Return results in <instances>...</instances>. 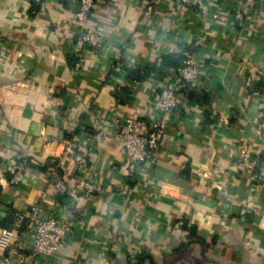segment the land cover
Instances as JSON below:
<instances>
[{
    "label": "crops",
    "instance_id": "crops-1",
    "mask_svg": "<svg viewBox=\"0 0 264 264\" xmlns=\"http://www.w3.org/2000/svg\"><path fill=\"white\" fill-rule=\"evenodd\" d=\"M146 1L99 0L87 24L105 42L96 50L78 45L76 6L0 0V235L14 231L0 264H264V156L257 178L236 168L242 143L259 150L264 0H217L215 23L171 0L146 15ZM186 55L200 79L180 90L152 161L132 165L118 126L155 117V90ZM69 138L85 150L84 169L63 155ZM55 175L66 192L53 189ZM77 177L98 190L82 196ZM34 206L72 223L44 259L31 249Z\"/></svg>",
    "mask_w": 264,
    "mask_h": 264
},
{
    "label": "built area",
    "instance_id": "built-area-1",
    "mask_svg": "<svg viewBox=\"0 0 264 264\" xmlns=\"http://www.w3.org/2000/svg\"><path fill=\"white\" fill-rule=\"evenodd\" d=\"M58 3L76 6L73 21L80 27L78 45L89 47L90 49L104 48V40L101 33L87 26L90 17L99 0H56ZM164 0H147L145 4L146 15L157 13L158 5ZM239 3L252 4L254 0H238ZM178 3L181 6L188 7L197 11L198 15L205 21L215 23L218 19V10L215 9L217 0H171V3ZM235 18L241 19V14L236 11ZM80 49V51H81ZM120 53L117 54V57ZM77 61L74 68L78 72L85 66L83 53L76 54ZM200 61L194 56L186 55L178 66L168 75H165L164 82L154 93L151 105L155 117L152 119H141L134 117L125 118L118 126L116 138L120 141L126 159L132 165L142 166L152 161L153 156L162 143L166 117L169 114H175L178 108L180 90L190 85H194L200 79ZM208 83V82H207ZM258 153L252 151L249 145L242 143L236 156V168L242 174L258 177L260 168L259 159L264 156V119L258 125ZM85 150L80 148L73 138L65 141L63 155L65 159L71 158L78 169H84L87 166V157ZM12 175V181L18 183L23 179V171L20 166L13 164L9 168ZM53 182L55 192H66L67 183L63 178H58ZM74 189L82 196L92 195L98 190V185L90 180L77 177L74 179ZM29 220L32 221L33 229L31 231L32 253L37 259H44L54 254L65 242L69 231H71V222H62L54 216L45 219L39 218V207L34 206L30 209ZM14 237V231L2 229L0 235V259L8 263L13 253L11 250L4 255L3 251L11 244ZM20 261H23L21 259Z\"/></svg>",
    "mask_w": 264,
    "mask_h": 264
},
{
    "label": "trees",
    "instance_id": "trees-1",
    "mask_svg": "<svg viewBox=\"0 0 264 264\" xmlns=\"http://www.w3.org/2000/svg\"><path fill=\"white\" fill-rule=\"evenodd\" d=\"M167 59H169V58H167ZM169 64H170V62H169ZM170 65H173V64H170ZM130 77L133 78V74L130 75ZM31 167H33L34 169L42 170V171H44L46 169V167H35V166H31ZM14 220H15L14 212L11 211V212L7 213V216L4 218V221L7 224H3V227L8 228L7 226L8 225L11 226L13 224Z\"/></svg>",
    "mask_w": 264,
    "mask_h": 264
}]
</instances>
